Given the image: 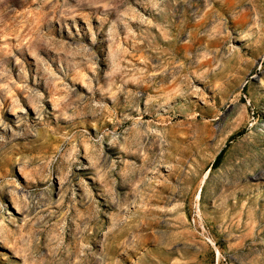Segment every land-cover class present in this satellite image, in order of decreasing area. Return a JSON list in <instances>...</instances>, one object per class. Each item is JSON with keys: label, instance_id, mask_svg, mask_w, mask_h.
<instances>
[{"label": "rangeland", "instance_id": "rangeland-1", "mask_svg": "<svg viewBox=\"0 0 264 264\" xmlns=\"http://www.w3.org/2000/svg\"><path fill=\"white\" fill-rule=\"evenodd\" d=\"M0 264H264V0H0Z\"/></svg>", "mask_w": 264, "mask_h": 264}, {"label": "trees", "instance_id": "trees-1", "mask_svg": "<svg viewBox=\"0 0 264 264\" xmlns=\"http://www.w3.org/2000/svg\"><path fill=\"white\" fill-rule=\"evenodd\" d=\"M237 134H239V132H238ZM227 143H228V141H226L225 144L227 145ZM223 151H224V148H222V149L217 153V155L215 156V159H214V161H213V163H212V166H213V167L216 166V165L220 162V159H221V156H222Z\"/></svg>", "mask_w": 264, "mask_h": 264}]
</instances>
